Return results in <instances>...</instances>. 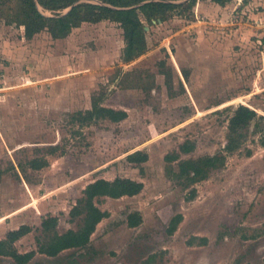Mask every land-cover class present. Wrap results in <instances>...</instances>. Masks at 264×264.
I'll use <instances>...</instances> for the list:
<instances>
[{"label":"rangeland","instance_id":"rangeland-1","mask_svg":"<svg viewBox=\"0 0 264 264\" xmlns=\"http://www.w3.org/2000/svg\"><path fill=\"white\" fill-rule=\"evenodd\" d=\"M241 1L198 0L186 18L146 25L147 51L130 63L120 59L119 25L67 26L74 7L60 12L66 24L60 39L47 31L26 39L12 16L0 21V237L29 225L15 248L36 249L44 216L58 218L60 233L78 227L80 218L69 211L88 183L115 177L143 183L133 197L97 200L108 216L86 247L26 264H264V147L253 132L257 119L264 125V0ZM98 101L127 117L86 126L70 121ZM240 104L257 114L241 148L186 186L177 177L179 160L164 156L185 141L194 149L180 161L220 152ZM138 150L147 161L128 162ZM34 158L47 163L32 170L27 162ZM135 211L142 222L128 227ZM177 214L182 220L169 234ZM0 264L16 263L1 257Z\"/></svg>","mask_w":264,"mask_h":264},{"label":"trees","instance_id":"trees-1","mask_svg":"<svg viewBox=\"0 0 264 264\" xmlns=\"http://www.w3.org/2000/svg\"><path fill=\"white\" fill-rule=\"evenodd\" d=\"M198 0H0V21H9L12 16L15 24L23 27L24 37L31 39L41 31H47L53 39L63 38L67 26L79 25L81 22L97 23L108 20L117 23L122 30L124 45L121 50L120 59L123 63H130L147 51L146 25L162 23L173 16L188 17ZM219 6H225L230 0H209ZM243 0L242 4H246ZM73 8L77 16H68L66 24L61 18L60 12ZM40 8L49 11L51 15H45ZM79 19H78V18ZM169 85V83H167ZM127 117V112L122 109H114L96 102L92 108L79 110L70 117L71 122L79 126L90 125L97 120H109L117 123ZM257 119L256 112L245 106L238 105L229 119L228 134L222 150L214 155H205L197 159L180 161V154L190 153L194 144L189 141L182 143L178 151L167 153L164 156L166 162L179 160L177 177L185 180L186 186L208 177L211 170L224 166L226 157L239 150L248 133L251 121ZM262 119H257L253 132L259 133L258 143L264 147V125ZM246 155H251L247 149ZM130 163H143L147 161L148 155L143 151H135L127 155ZM42 158H34L27 162V167L32 170L41 169L46 165ZM18 168L26 180L27 168L19 164ZM143 189V183L127 177H115L112 180L103 178L88 183L75 204L69 211L71 219L80 218L76 229H69L61 234L56 230L58 218L47 216L41 220V235L37 237V252L49 257H56L60 252L67 249H81L90 242V237L96 229L97 224L108 216V212L102 211L96 202L99 198L118 199L123 196H135ZM195 190L189 199L194 198ZM182 220V215H175L168 228L172 234ZM142 222L138 211L127 215L128 227H136ZM31 231L30 226L21 225L19 228L10 230L5 238L0 240V255L10 257L16 264L28 263L36 254L31 250L19 253L14 247V242ZM201 243L206 238L199 239Z\"/></svg>","mask_w":264,"mask_h":264},{"label":"crops","instance_id":"crops-1","mask_svg":"<svg viewBox=\"0 0 264 264\" xmlns=\"http://www.w3.org/2000/svg\"><path fill=\"white\" fill-rule=\"evenodd\" d=\"M199 1H200V0H199ZM241 2H242V1H241ZM214 4H215V3H214ZM216 5H217V4H216ZM244 5H245V4H244ZM218 6H219V5H218ZM123 197H129V196H123ZM123 197H121V198H123ZM132 197H133V196H132ZM104 198H108V197H104ZM111 199H112V198H111ZM118 199H120V198H118ZM102 211H103V210H102ZM51 216H52V215H51ZM45 217H47V216H44L43 218H45ZM6 218H7V217H6ZM43 218H42V219H43ZM42 219H41V220H42ZM103 219H104V218H103ZM40 224H41V222H40ZM98 224H99V223H98ZM98 224H97V225H98ZM20 226H21V225H20ZM28 226H29V225H28ZM57 226H58V224H57ZM17 228H19V226H18V227H15V228L8 229V230L5 232L4 236H3L2 238L0 237V240L5 238V235H6V233H7L8 231H10V230H14V229H17ZM56 230H57V227H56ZM66 231H67V230H66ZM30 232H31V231H30ZM30 232H29V233H30ZM57 232H58V230H57ZM64 232H65V231H64ZM58 233L61 234L60 232H58ZM62 233H63V232H62ZM27 234H28V233H27ZM27 234H26V235H27ZM40 235H41V226H40ZM24 236H25V235H24ZM24 236L20 237L19 239H17V240L14 242V247H15V243H16L18 240H20L21 238H23ZM36 239H37V238H36ZM36 239H35V240H36ZM16 250H17V249H16ZM32 250L36 251V254L34 255V257L37 256V255H44V256H46L45 254H41V253H38V252H37V242H36V249H32ZM67 250H68V249H67ZM30 251H31V250H30ZM64 251H65V250H64ZM27 252H28V251H27ZM62 252H63V251H62ZM19 253H21V252H19ZM24 253H25V252H24ZM60 253H61V252H60ZM1 257H5V256H1V255H0V258H1ZM34 257H33V258H34ZM47 257H49V256H47ZM33 258H32V259H33ZM50 258H53V257H50ZM32 259H31V260H32ZM31 260H30V261H31Z\"/></svg>","mask_w":264,"mask_h":264},{"label":"water","instance_id":"water-1","mask_svg":"<svg viewBox=\"0 0 264 264\" xmlns=\"http://www.w3.org/2000/svg\"><path fill=\"white\" fill-rule=\"evenodd\" d=\"M71 8V7H70ZM61 18H64V15H62L61 13H60V15H59ZM78 18V17H77ZM79 19V18H78Z\"/></svg>","mask_w":264,"mask_h":264}]
</instances>
